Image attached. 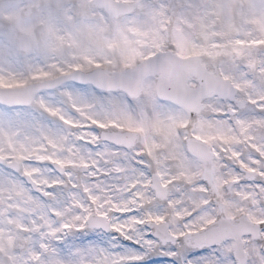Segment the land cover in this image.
I'll return each instance as SVG.
<instances>
[{
  "label": "snow or ice",
  "instance_id": "6c2138e0",
  "mask_svg": "<svg viewBox=\"0 0 264 264\" xmlns=\"http://www.w3.org/2000/svg\"><path fill=\"white\" fill-rule=\"evenodd\" d=\"M0 264H264V0H0Z\"/></svg>",
  "mask_w": 264,
  "mask_h": 264
}]
</instances>
